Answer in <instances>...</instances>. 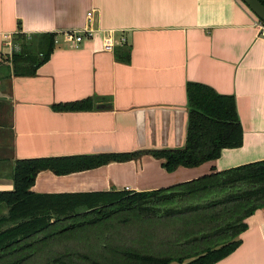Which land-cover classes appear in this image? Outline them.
Instances as JSON below:
<instances>
[{"label": "crops", "instance_id": "1", "mask_svg": "<svg viewBox=\"0 0 264 264\" xmlns=\"http://www.w3.org/2000/svg\"><path fill=\"white\" fill-rule=\"evenodd\" d=\"M258 20L242 0H0V190L13 188L16 159L181 148L189 82L234 98L241 146L173 171L151 154L62 175L43 170L31 190L151 191L264 160V37ZM87 27L93 36L76 46L65 37ZM18 31L57 34L49 59L32 76L9 70ZM106 31L125 41L104 51ZM85 99L91 108H58ZM239 239L213 264H264V208L248 217Z\"/></svg>", "mask_w": 264, "mask_h": 264}, {"label": "trees", "instance_id": "2", "mask_svg": "<svg viewBox=\"0 0 264 264\" xmlns=\"http://www.w3.org/2000/svg\"><path fill=\"white\" fill-rule=\"evenodd\" d=\"M56 36L18 31L13 41L19 49L10 56V73L34 75L49 59ZM187 100L181 148L16 159L13 188L0 190V264H213L230 254L240 243L248 217L264 208V160L151 191L31 190L43 170L62 175L151 154L173 171L196 167L218 158L224 148L241 146L243 129L232 96L189 82ZM91 107L89 99L58 106Z\"/></svg>", "mask_w": 264, "mask_h": 264}, {"label": "built area", "instance_id": "3", "mask_svg": "<svg viewBox=\"0 0 264 264\" xmlns=\"http://www.w3.org/2000/svg\"><path fill=\"white\" fill-rule=\"evenodd\" d=\"M91 17H92V12H88L87 18L90 19ZM257 27L260 29V34L264 37V23L258 20ZM93 32H94L93 28L87 27L82 31L74 30V31L65 32L64 34L66 38H69L70 40L74 41L76 46L77 45L76 43L91 38L93 36ZM56 40L57 39H55V42ZM124 41H125L124 37H119L118 39H116L112 31H106L103 37L102 48L104 51H113L114 47L117 44H121Z\"/></svg>", "mask_w": 264, "mask_h": 264}, {"label": "water", "instance_id": "4", "mask_svg": "<svg viewBox=\"0 0 264 264\" xmlns=\"http://www.w3.org/2000/svg\"><path fill=\"white\" fill-rule=\"evenodd\" d=\"M249 9L264 23V5L259 0H242Z\"/></svg>", "mask_w": 264, "mask_h": 264}, {"label": "rangeland", "instance_id": "5", "mask_svg": "<svg viewBox=\"0 0 264 264\" xmlns=\"http://www.w3.org/2000/svg\"><path fill=\"white\" fill-rule=\"evenodd\" d=\"M14 46H15L14 49H16V50L19 49V46H18L16 43H14ZM14 49H13V50H14ZM9 59H10V57H9ZM170 264H176V263L172 262V263H170Z\"/></svg>", "mask_w": 264, "mask_h": 264}]
</instances>
